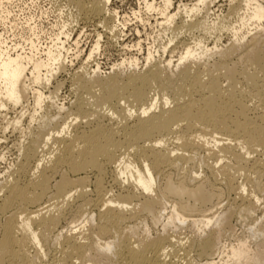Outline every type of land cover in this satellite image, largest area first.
Wrapping results in <instances>:
<instances>
[{
    "label": "bare ground",
    "instance_id": "bare-ground-1",
    "mask_svg": "<svg viewBox=\"0 0 264 264\" xmlns=\"http://www.w3.org/2000/svg\"><path fill=\"white\" fill-rule=\"evenodd\" d=\"M20 1L0 0V27L8 29L14 37L10 40L0 33V109L8 106L24 109L32 99L30 121L34 123L36 115L41 113L42 123L33 131L26 129L24 133H28L30 141L20 147V157L9 178L0 181V264H42L47 251L53 252L47 264H118L116 260L120 264H175L172 257L192 264L189 257L194 250L204 256H214L210 253L219 237L212 232L198 242L184 244L170 235L166 226L163 235L154 238L146 235L135 240L126 228L141 221L144 212L152 213L165 199L164 189H174L171 183L181 197L207 202L204 189L192 184L196 178L187 176L174 181L171 172L187 160L185 152L207 147L208 136L216 148L221 143H234L246 151L247 157L256 147L264 153V112L253 117L247 105L248 93L236 85L224 88L214 71L197 65L200 59L211 57L206 45L207 34L228 30L236 39L243 28L252 30L255 21H264V0H228L232 5L230 16L239 18L237 25L232 26L227 24L229 15L211 18V5L216 0L187 3L180 0L176 5L173 0H161L159 4L156 0H142L148 13L160 17L157 19L160 32L164 36L171 35L161 47L162 53L184 33L203 34L193 39L194 46L182 44L186 40L179 43L184 45V51L175 67L179 72L177 79L173 80L166 73L171 61L168 67L158 61L145 72H132L125 79L115 71L101 77L98 65L91 72L83 70L72 80L76 101L71 115L75 117L74 122L81 121L63 123L58 136L45 130L49 115L58 117L66 110L64 105L58 106L61 84L55 77L65 68L68 49L62 36L70 37L69 25L64 23L62 31L50 37L51 45L43 48L41 35L45 32L34 16L18 22L14 7ZM66 1L76 14L86 8L94 16L105 17L112 38L117 37L119 16L109 8L111 0ZM133 15L141 18L137 12ZM67 17L74 22L71 12ZM100 40L101 36L87 61L99 49ZM252 47L258 48L256 41ZM232 50L235 49L220 52L221 58L212 64L215 72L226 71L229 82L235 81L239 72L252 79L259 76L264 84V64L256 60L260 53L239 71L229 64ZM151 59L149 54L148 65ZM253 67L255 71L251 72ZM205 76H209L208 80ZM53 80L57 86L53 91L47 90L46 95L44 89H49ZM257 91L256 96L264 105V89L260 87ZM53 109L56 113L50 114ZM20 118L7 129H19L23 117ZM170 142H176L174 149L167 146ZM209 148V157H214V147ZM232 156L243 173V184L236 182L234 164L206 167L213 178H221L217 181H225L229 191L241 199L242 210L238 213L253 211L252 201L258 199V202L259 195L246 194V187L255 183L257 189L264 192V183L260 182L264 177V157L240 159L241 155L233 152ZM67 170L74 178L65 173ZM109 174L114 185L121 188L119 195L112 194V189L106 186ZM163 178L165 188L158 189L157 181ZM87 187L93 191L88 192ZM45 203L48 204L44 207ZM185 210L179 198L168 221L182 224ZM72 211L80 218L88 215L83 218L84 226L79 232L63 233L62 221ZM263 233L264 228L256 229L237 246H232L226 253L229 262L225 259L223 264H264V245H260L262 251L257 254L252 253L248 245L251 239L260 238ZM96 237L104 239L105 243L98 244ZM206 264L221 263L207 261Z\"/></svg>",
    "mask_w": 264,
    "mask_h": 264
},
{
    "label": "rangeland",
    "instance_id": "rangeland-1",
    "mask_svg": "<svg viewBox=\"0 0 264 264\" xmlns=\"http://www.w3.org/2000/svg\"><path fill=\"white\" fill-rule=\"evenodd\" d=\"M173 1L175 2L174 5H176L180 0ZM189 1L190 0H184L185 3ZM160 2L161 0H156L157 4ZM230 6L232 5H230L228 0H216V2L211 5V18L214 20L217 17L230 16ZM72 8L66 0H21L20 3L18 2L17 6L14 7V11L19 17V23L24 22L25 17L34 16L36 23L44 30L45 33L41 35L43 48L46 47H44V45H51L50 37L54 38L59 31H62L64 23L69 25L67 33H70V37L67 38L65 35L62 36V41L66 42L65 47L68 49V52L66 53L65 71H61L56 76L57 78L55 77V81L57 80L56 82L61 84L57 99L58 106L64 105L66 110L61 116L57 117L53 115V118H51V115L48 116V126L45 132L50 133L52 136H58V134L61 133L62 127H64L63 123L68 122L74 124L75 122L79 123L81 121L74 122L75 117L71 115L73 112L72 106L76 101L72 81L74 80V75L81 74L84 72L83 70L86 69L90 72L96 70L98 65L97 72L101 77L105 78L115 71L116 73H119L121 79H125L128 77L127 75H130L132 72H145L150 68L151 64H155L158 61L161 62L163 67H168L167 63L171 61L172 64L166 69V73L167 75H170L169 77L172 76L171 78L176 80L179 72L175 67L184 51V45L182 44L190 43L194 46L193 42L195 41L193 39H198V37L200 38L203 36L200 32H195L193 34L184 33L185 35L182 34L179 39H177L178 41L174 42L164 54L162 53L161 47H164L165 44H167L171 35L167 34L164 36V34L160 32V28L157 25V23H160V21L157 22V19L160 17L156 16L154 13H148L144 8L142 0L110 1L109 8L112 12H117L119 16L118 21L116 22V25H119L116 38H112L113 36L108 29L109 27H107V23L104 19L105 17L102 15L94 16L86 10V8L76 14L74 8ZM69 12L72 13L74 22L67 17ZM134 12H137L141 18H136V16L133 15ZM140 19H142V21ZM238 21V16L231 15L227 20V24L231 26L237 25ZM123 24L124 26H122ZM251 27L252 26H250V28ZM248 28L249 27L243 28V31L238 34L236 39L233 33H230L228 30H224L221 33L207 34L206 45L208 49L211 50L208 54L211 57L200 59L197 65L202 69L204 68L208 71H214L213 74L218 77L224 88L236 85L238 89H242L248 93L251 97L248 96L247 105L252 110L254 117L264 112V105L260 103V99L256 96L258 92L257 89L260 87L264 89V84L261 82L260 77L258 76L256 79H252L239 72L240 74H237L235 77L236 80L229 82L225 77L226 71L222 70L215 72L212 68L215 62L221 58L220 52L226 51L230 48L235 50H232L233 55L230 57L229 64L239 71L245 69L248 65V61L256 58L255 54L258 52L260 53V57L256 60L264 64V21L259 23L255 21L251 28L252 30H248ZM3 29L4 28L0 27L1 34H4L6 38H10V40L14 39L13 33H10L6 28ZM18 32L19 31L17 30L15 34L18 35ZM64 33H66V31H64ZM10 35L12 36L10 37ZM26 36H29V33L26 34ZM99 36H101L99 49L96 53L94 52V56L92 55L93 57L87 61L91 49L96 44V40ZM17 39L15 38V40ZM182 41L183 43L179 44ZM254 41L257 42L258 48L252 47ZM149 54L152 55V59L148 65L147 58L149 57ZM254 71L255 68H251V72ZM208 78L209 76L204 77L205 80H208ZM55 81L53 80L50 85L51 87L49 86L50 90L44 89L47 93L46 95H48V91H53L54 89L52 90V88L57 86ZM153 93L155 94V92ZM32 102L33 100L31 99L27 106L25 105L26 107L24 109L21 108V106L14 108L13 106H8L7 109H0L1 182L7 180L14 170L21 154L20 147L28 144L30 141L28 133H24L26 129L28 130V128H31L33 131L39 127L38 124L42 123L40 117L41 113L39 115L37 114L38 116L36 115L38 119L35 118V122L33 121L34 123L30 121L31 118L29 116L33 113V111H31L33 110V108H31L33 105ZM21 112L27 114L23 115ZM55 113L56 111L53 109L50 114ZM20 117L23 118L21 119ZM17 118L21 119V127L19 126L20 128L17 130H14L12 127L7 129V126H9L10 123H13ZM82 122H86V120H83ZM198 130H200V127L197 128V131ZM210 138V136L207 138L210 141V145L208 144L207 147L185 152L187 160L180 164L176 170L171 172L174 181H179L180 179L183 180V178L187 176L196 178V182H193L192 184L202 190L204 189V192L207 194V202H199L190 196L181 197L174 183H171V187L174 188L173 190H166L164 189L165 179H159V181H157V188L159 189V187H163L167 192L166 197L152 213L144 212L141 221L131 224L126 228V231L131 238L135 240L136 238H143L146 235H149L151 238L163 235V230L166 226L169 234L174 235L180 243L189 244L191 241L198 242L202 236H206L212 232L219 237L213 244V250L210 253L214 254V256H204L194 250L190 253V261L192 264H206L207 261L223 264L226 259V253L232 246H237L239 241L247 238L254 230L264 228V192L259 191L255 183L247 184L246 194L256 192V194L259 195V201L257 202L258 199L256 202H254V200L252 201L253 211L250 210V212L238 213L239 209L242 210L241 206L243 204H241V199L233 192L229 191L227 185H225V181H217L219 177H217V179L213 178V175L209 173L210 171L206 167L207 165L219 167L222 163L234 164V173L237 175L236 182L238 184H243V173L239 171V165L236 164V161H233L234 158L232 152L235 155L240 154V159H260V157H264L261 148L256 147L255 150H250V156L247 157L246 151L241 150V148L237 147L234 143H232V145L221 143L219 147L216 148ZM175 143L176 142H170L167 146L169 145L168 147L170 149H174L176 146ZM208 147H210L209 149H213L214 147L216 152L214 157H209L210 152L207 150ZM65 173L74 178L68 170L65 171ZM254 177L255 176H253V179L256 180L257 177ZM262 178L260 182L263 184L264 177ZM111 181L112 175L109 174L106 186L112 189L114 192L112 194L119 195L121 188L114 185L113 181ZM125 186L123 185L122 187ZM86 189L88 192L93 191L91 187H87ZM179 198L182 200V205L186 207L185 212L182 214V219L185 222L180 224L178 221H175L174 224H171L168 220L171 218L173 206L175 203L179 202ZM47 204L48 203H45L44 207L47 206ZM73 212L74 211L67 213L62 221L61 230L63 233H76L84 226L83 218H87L88 215H84L80 218L81 216L78 217V215ZM162 212H165L164 215H160ZM160 217H162V220H160ZM251 228L252 230H250ZM96 240H98V237H96ZM104 243V239L98 240V244L103 245ZM248 245L252 253L257 254L261 252L262 248L260 245H264V233L260 238L251 239ZM30 252L32 255L35 254L34 249H31ZM48 254L47 251V255L43 258L42 264L51 262L50 258L53 252H50V257ZM171 260L175 264H185L182 259H174V257H172ZM226 261L229 262L228 259H226ZM116 262L120 264L118 260H116Z\"/></svg>",
    "mask_w": 264,
    "mask_h": 264
}]
</instances>
